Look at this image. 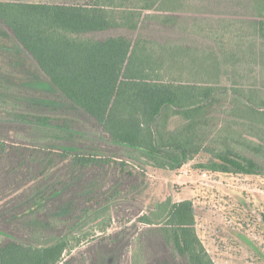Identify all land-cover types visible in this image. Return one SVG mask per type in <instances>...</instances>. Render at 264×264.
Wrapping results in <instances>:
<instances>
[{
    "label": "trees",
    "instance_id": "trees-1",
    "mask_svg": "<svg viewBox=\"0 0 264 264\" xmlns=\"http://www.w3.org/2000/svg\"><path fill=\"white\" fill-rule=\"evenodd\" d=\"M189 1H0V28L58 93H12L0 81V264H105L114 254L117 264H216L191 200L168 199L140 217L135 205L143 165L177 170L206 153L211 172L264 175V90L246 86L242 75L231 87L221 83L228 69L243 67L236 50L134 37L189 27L196 18L178 15ZM242 6L250 18L235 30L264 72V49L254 50L264 45V0ZM193 23L192 31L200 22ZM234 23L208 21L213 31ZM19 92L68 108L8 110L4 96ZM120 204L146 228L135 238L129 227L98 237L74 255L97 238L87 227L107 233Z\"/></svg>",
    "mask_w": 264,
    "mask_h": 264
},
{
    "label": "rangeland",
    "instance_id": "rangeland-1",
    "mask_svg": "<svg viewBox=\"0 0 264 264\" xmlns=\"http://www.w3.org/2000/svg\"><path fill=\"white\" fill-rule=\"evenodd\" d=\"M0 1L71 5L89 2V0ZM247 1L250 0H191L178 15L185 19L196 18L195 20L199 21L200 24L194 31H192V25L195 20H191L189 27L186 26L185 22H182V26H177L174 30H161L151 27L134 33V37L140 34L154 37L162 43L176 42L182 44L187 42L205 51L218 49L219 44L223 43L226 49L236 50L238 58L242 59L243 67L234 71L228 69L229 75L222 78V85L231 87L232 80L238 79L237 77L242 75L246 86L253 85L264 90V77H262L264 72L261 71L260 64L257 67L256 63L253 64L252 55L247 47L248 43L245 42L247 40L240 36L239 30H235L238 27L242 28L241 21L250 18L249 13L242 6ZM220 19L235 23L226 26L225 29H217L218 25H214V29H216L213 31L208 21ZM210 31L219 32L223 36L226 34V36L224 39L218 37L215 39L209 36ZM120 32L127 33L125 31ZM110 34L107 33L105 36ZM0 37L2 38L0 40V81L9 86L12 93H18L21 89H25V91L28 89L33 91L31 95L38 91L46 93L50 97L58 96L56 90L42 77L30 59L1 28ZM220 40L221 42H219ZM260 49H264V45L256 44L254 50L257 54ZM9 57L12 58L13 63H10ZM257 58L255 62H257ZM19 94L23 96L16 94L4 96L12 100L8 101V110L13 109L14 106L25 107L30 103L68 108V106L56 101L29 97L30 92L24 94L19 92ZM19 133L23 137L24 132L20 131ZM210 162V155L201 153L177 170L160 169L147 165L138 167V171L143 174L142 177L145 182L144 187L139 191L138 202L135 204L142 212L139 217L150 214L159 204L168 199L176 202L191 200L195 207L196 231L216 264H264V175L215 173L203 167ZM22 185L25 188L27 184ZM132 211L133 209L129 204H120L117 208L114 207L110 213L112 223L107 233H100L94 225L87 227L85 230H89L97 238L85 242L72 253L76 255L79 250L88 247L89 243L96 242L98 237L115 233L125 227L130 228V237L135 238L146 226L138 221L137 214L130 217ZM105 259V264H117L119 260L118 254Z\"/></svg>",
    "mask_w": 264,
    "mask_h": 264
}]
</instances>
